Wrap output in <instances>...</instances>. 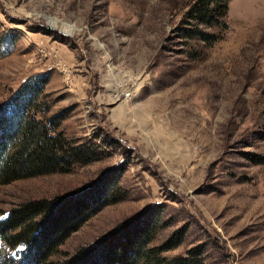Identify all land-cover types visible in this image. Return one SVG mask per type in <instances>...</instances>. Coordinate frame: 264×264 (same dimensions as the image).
Returning a JSON list of instances; mask_svg holds the SVG:
<instances>
[{
	"label": "rangeland",
	"instance_id": "obj_1",
	"mask_svg": "<svg viewBox=\"0 0 264 264\" xmlns=\"http://www.w3.org/2000/svg\"><path fill=\"white\" fill-rule=\"evenodd\" d=\"M196 2L0 0V111L48 76L42 118L66 111L57 132L97 156L70 173L0 184V264L25 252L1 232L13 210L111 174L120 201L50 263L156 209L152 246L186 230L164 257L202 245L204 264H264V0H231L219 24L203 28L210 42L183 35Z\"/></svg>",
	"mask_w": 264,
	"mask_h": 264
},
{
	"label": "trees",
	"instance_id": "obj_2",
	"mask_svg": "<svg viewBox=\"0 0 264 264\" xmlns=\"http://www.w3.org/2000/svg\"><path fill=\"white\" fill-rule=\"evenodd\" d=\"M230 1L197 0L186 16L189 28L183 30L185 38L198 37L204 42L214 39L203 28L219 24ZM48 82V76H39L35 82L26 83L0 111V184L70 173L76 165L97 160L91 149L74 146L57 132L67 117L66 111L42 118L48 108L42 112L41 105L37 107L36 103L46 96ZM109 176L106 181L101 179L51 202L35 200L13 210L9 220L1 224V232L11 248L23 244L25 252L19 260L9 258L6 263L53 264L50 258L74 232L104 207L120 201L117 189L120 176ZM160 222L159 210L144 211L117 225L93 246L84 247L70 259L56 264H204L202 245L184 256H163L182 244L185 229L175 231L161 245L152 246Z\"/></svg>",
	"mask_w": 264,
	"mask_h": 264
}]
</instances>
